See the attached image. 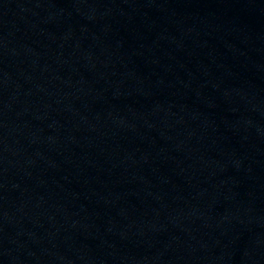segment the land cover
Instances as JSON below:
<instances>
[{
    "label": "water",
    "instance_id": "obj_1",
    "mask_svg": "<svg viewBox=\"0 0 264 264\" xmlns=\"http://www.w3.org/2000/svg\"><path fill=\"white\" fill-rule=\"evenodd\" d=\"M0 264H264V0H0Z\"/></svg>",
    "mask_w": 264,
    "mask_h": 264
}]
</instances>
